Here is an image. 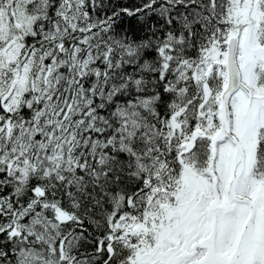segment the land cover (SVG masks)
I'll use <instances>...</instances> for the list:
<instances>
[{
	"label": "snow or ice",
	"instance_id": "6c2138e0",
	"mask_svg": "<svg viewBox=\"0 0 264 264\" xmlns=\"http://www.w3.org/2000/svg\"><path fill=\"white\" fill-rule=\"evenodd\" d=\"M0 264H264V0H0Z\"/></svg>",
	"mask_w": 264,
	"mask_h": 264
}]
</instances>
